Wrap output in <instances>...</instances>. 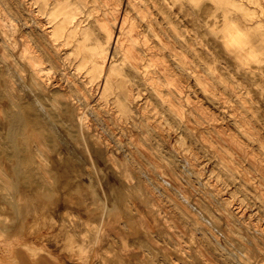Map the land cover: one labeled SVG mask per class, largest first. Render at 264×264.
<instances>
[{
    "label": "rangeland",
    "instance_id": "374dc122",
    "mask_svg": "<svg viewBox=\"0 0 264 264\" xmlns=\"http://www.w3.org/2000/svg\"><path fill=\"white\" fill-rule=\"evenodd\" d=\"M46 1L0 0V18L17 22L12 34L0 27V51L12 56L15 67L9 73L1 51L0 264H238L227 249L250 253L252 263L264 264V173L254 167L255 162L264 167V0H80L86 2L88 19L100 38L107 32L95 19L105 14L117 17L110 22L115 29L120 18L136 29L135 54L161 92L135 76L133 65L124 60L123 86L131 93L127 103L132 109L127 114L115 102L124 98L123 92L105 100L99 79L89 80L92 46L75 53L70 45H61L60 60L43 33L24 25L25 19L50 25ZM234 21L249 27L245 38L250 42L231 49L227 28ZM23 34L45 67L42 79L34 76L25 55ZM116 57L123 55L117 52ZM32 94H43L40 99L55 119L54 129L42 128V136L26 121L22 128L15 125L19 112H25L23 104L33 111ZM39 160L42 171L36 168ZM82 161L90 166L86 169ZM7 171L11 177L4 175ZM210 229L225 248L210 237Z\"/></svg>",
    "mask_w": 264,
    "mask_h": 264
},
{
    "label": "bare ground",
    "instance_id": "6f19581e",
    "mask_svg": "<svg viewBox=\"0 0 264 264\" xmlns=\"http://www.w3.org/2000/svg\"><path fill=\"white\" fill-rule=\"evenodd\" d=\"M12 2H14V0H11ZM22 1L23 0H19V3H22ZM120 1V0H119ZM2 2V1H1ZM137 3V2H136ZM105 4V3H104ZM263 4V3H262ZM45 5H47L45 8H44V11L47 13V15L49 16V23H50V25H47V23H44V22H41V21H39V20H36V19H25L24 20V25L25 26H27V27H31V28H34V29H38L41 33H43V35L45 36V39H47L50 43H51V49H53L56 53H59V55H57L56 56V58H62V54L60 53V48H61V45H70L72 48H73V50H72V52H75V53H79V51H78V49H81L82 47H88V46H92V47H90V49H93V51L90 53V55H89V57H91L90 58V63H91V65H90V67H88V70H89V80H91V81H93L94 79H99V81H100V84H99V86H100V90H101V93L100 94H102V97H104V99L105 100H108V97L111 95V94H116V95H119L120 96V94L119 93H124V98L122 97V98H120V97H117L116 98V100H115V102H117V105H118V108H119V110H120V112L121 113H123V114H127L128 112H130L132 109H131V106L127 103V101H128V99H129V97H130V95H131V93H130V91L127 89V87L125 88L124 86H123V83L125 82V76H126V73H125V68H124V62L125 61H128L129 63H131L132 65H133V73H134V75L135 76H137V77H139L142 81H144V82H147V83H150V84H152L153 85V88L157 91V92H161V91H159L158 90V88H157V86H156V82H157V80L156 79H154V77L149 73V71L147 70V69H143L141 66H140V64H139V58H138V55H136L135 54V50H134V48H135V45H136V42H137V37H136V35H135V33H136V29H135V27L133 26V25H126V22H127V20L125 19V18H120L119 19V24H118V26H117V28L115 29V28H113V26L112 25H110V22H112V23H114L116 20H117V17H112V16H110L109 14H105L104 16H102V17H97L96 19H95V21H96V23L102 28V29H105L106 30V32H107V35H106V37L104 38V39H102V38H100L99 36H97L96 34H94V28H93V22L90 20V19H88V16H90V13L87 11V8H85V6H87V4H86V2H83V1H75V2H73V1H71V0H53V1H50V0H48V1H46V4ZM137 5V4H136ZM162 5V4H161ZM163 5H164V3H163ZM125 6V5H124ZM212 8H214L213 6H212ZM26 9V8H25ZM128 9V8H127ZM192 9V8H191ZM135 12H137V11H135ZM14 13V12H13ZM108 13H110V11L108 12ZM115 13V12H114ZM23 14V13H22ZM86 15V17L84 18V15ZM123 14V13H122ZM137 14V13H136ZM23 16V15H22ZM120 16V15H119ZM118 16V17H119ZM25 17V16H24ZM120 17H123V16H120ZM38 18V17H37ZM133 19V18H132ZM196 19V18H195ZM199 20V19H198ZM21 21V20H20ZM19 22V21H18ZM131 22V21H130ZM157 24V23H156ZM23 25V24H22ZM201 25V24H200ZM0 27H2V29L4 30V32L6 33V34H9V31L11 32V34L12 33H14L15 31H16V29H17V22H16V18H14V17H11V19L10 20H8V21H5V19L4 18H0ZM6 27V29H4ZM22 27V26H21ZM26 27V28H27ZM19 28V27H18ZM28 29V28H27ZM199 31H200V29H199ZM248 31H249V27L247 28V26L245 27V26H240V25H237V24H235V21L234 22H232L231 24H229V26H228V28H227V32L229 33L228 34V36H229V38H228V40L226 41V45L227 46H229L231 49H232V47H235L237 44H239L240 46H242V44H244V45H246V44H249V40H247L246 38H245V36H247V35H249L248 34ZM17 32H18V30H17ZM35 34V33H34ZM18 35V34H17ZM191 35V34H190ZM10 36V35H9ZM36 36H38V35H36ZM5 37V36H4ZM24 40H22V42H23V45H24V49L27 51L26 52V56H27V58H28V60H29V62H30V64L32 65V67H33V73H34V76L35 77H38V78H41L42 79V71H44L45 70V67H43L42 65H41V63H42V61H41V59L39 58V56L35 53V50H33L32 49V47L29 45V44H27V41L25 40V35L23 34L22 36H21ZM17 38V37H16ZM4 39V38H3ZM17 39H19V38H17ZM127 41H130L131 43H129L128 45L126 44L127 43ZM21 42V41H20ZM7 43V42H6ZM8 44V46L9 47H16L17 46V44H9V43H7ZM20 44H22V43H20ZM2 45V44H1ZM44 45V44H43ZM7 46V47H8ZM5 47V46H4ZM22 47V46H21ZM209 47V46H208ZM199 48V47H198ZM10 49V48H9ZM200 49V48H199ZM76 50V51H75ZM201 50H202V48H201ZM1 51H3V50H1ZM0 51V52H1ZM25 52V51H24ZM117 52L118 53H121L122 55H123V58H118V57H116V55H117ZM202 52V51H201ZM237 52V54L239 53H241L240 51H236ZM2 53V56L4 57V59L6 60V63H7V65H8V68H9V73L11 72V71H15V67H14V60H12V56L9 54V53H7L6 52V50H4L3 52H1ZM0 53V54H1ZM28 53V54H27ZM252 53H254V51H252ZM83 55V54H82ZM47 56V55H46ZM54 56V55H53ZM86 56V55H85ZM48 57V56H47ZM18 59V58H17ZM239 59L242 61V62H246L247 60H248V58H242V57H239ZM44 60V59H43ZM61 60V59H60ZM125 60V61H124ZM19 61V60H18ZM169 61V60H168ZM46 62H47V60H46ZM1 63V62H0ZM25 63H26V61H25ZM47 63H49V62H47ZM62 63V62H61ZM89 63V62H88ZM16 64V63H15ZM50 64V63H49ZM63 64V63H62ZM22 65H23V63H22ZM25 66V65H24ZM27 66V65H26ZM5 67V66H4ZM19 67H20V65H19ZM21 69V68H20ZM6 70V69H5ZM4 70V71H5ZM26 70V69H25ZM17 72V71H16ZM20 73V72H19ZM30 73V72H29ZM21 74V73H20ZM60 74V73H59ZM1 75H2V73H1ZM22 75V74H21ZM21 75H19V76H21ZM63 75H65V74H63ZM62 75V76H63ZM30 76V75H29ZM9 77V76H8ZM207 77V76H206ZM3 78V77H2ZM56 78V77H55ZM66 78V77H65ZM208 78V77H207ZM206 78V79H207ZM18 79V78H17ZM22 79H23V76H22ZM25 79H26V77H25ZM25 79L23 80L24 82H25ZM138 80V79H137ZM18 81V80H17ZM20 81V80H19ZM32 81V80H31ZM133 81V80H132ZM15 82V81H14ZM30 82V81H29ZM135 82V81H134ZM3 83V82H2ZM13 83V82H12ZM17 83V82H16ZM20 84V83H19ZM21 84H22V82H21ZM3 85V84H2ZM16 85V84H15ZM45 85V84H44ZM19 86V85H18ZM41 86V85H40ZM138 86V85H137ZM4 87V86H3ZM24 87V86H23ZM141 87V86H140ZM14 88V87H13ZM22 88V87H21ZM58 88V87H57ZM77 88H78V85H77ZM15 89V88H14ZM28 89V88H27ZM30 89H31V87H30ZM49 89V88H48ZM62 90V89H61ZM60 90V91H61ZM65 90V89H64ZM143 90V89H142ZM1 91V90H0ZM16 92H17V90H15ZM27 91H29V89L27 90ZM51 91V90H50ZM50 91H48V92H50ZM63 91V90H62ZM68 91V90H67ZM22 92V91H21ZM32 92V91H31ZM35 92H39V91H35ZM42 92H44V91H42ZM28 93V92H27ZM40 93V92H39ZM38 93V94H39ZM55 93H57V91H56V89H55ZM1 94V93H0ZM17 94V93H16ZM29 94V93H28ZM67 94V93H66ZM32 95H34V94H32ZM40 95V94H39ZM43 95V94H42ZM42 95L40 96V97H42ZM24 96V95H23ZM35 96V97H34ZM34 96H32L33 97V102L32 103H34L33 105V111L27 106V104L25 105V104H23V108L25 109V112L23 113V115H22V113L21 112H19L20 113V115H22V117L19 115V116H17V118H16V126H22L21 125V122H23V121H26V122H28L27 124L29 125V124H32V126H34L37 130H39L40 131V133H38V136L39 135H41L42 133H41V131H42V128H45V129H54L53 128V125H54V122H52V119H54V118H52V115H49L48 114V110L46 109V107L44 106V104L42 103L43 101H41V99H40V97H37L36 95H34ZM58 96H60L61 97V95H57V97ZM63 96V95H62ZM99 96V95H98ZM27 97V96H26ZM45 97V96H44ZM46 97L48 98V96L46 95ZM54 97V96H53ZM70 97V96H69ZM56 98V97H55ZM54 98V99H55ZM59 98V97H58ZM62 98V97H61ZM71 98V97H70ZM75 98V97H74ZM29 99V98H28ZM45 99V98H44ZM63 99H64V97H63ZM66 99V98H65ZM64 99V100H65ZM72 99V98H71ZM22 100V99H21ZM30 100H31V97H30ZM70 100V99H69ZM68 100V101H69ZM7 101V100H6ZM26 101V100H25ZM44 101H46V99L44 100ZM49 101H50V99H49ZM71 101H73V100H71ZM3 104H4V102H2ZM26 103V102H25ZM31 103V102H30ZM31 103V104H32ZM72 103V102H71ZM47 104V103H46ZM53 104V103H52ZM51 104V105H52ZM96 104H98V103H96ZM21 105V104H20ZM30 105V104H29ZM70 105V104H69ZM72 105V104H71ZM137 105V104H136ZM16 106V105H15ZM48 106H50V104L48 105ZM74 106V105H73ZM72 106V107H73ZM85 106V105H84ZM0 107H1V105H0ZM62 107V106H61ZM71 107V106H70ZM90 107V106H89ZM50 108V107H49ZM81 108V107H80ZM63 109V108H62ZM82 109V108H81ZM64 110V109H63ZM73 110V109H72ZM78 110V109H77ZM18 111H20V110H18ZM18 111H17V113H18ZM53 111V110H52ZM62 111V110H61ZM66 111V110H65ZM73 112V111H72ZM81 112V111H80ZM88 112V111H87ZM110 112V111H109ZM18 113V114H19ZM58 113V112H57ZM99 113V112H98ZM108 113V112H107ZM53 114V113H52ZM54 114H56V113H54ZM72 114V113H71ZM83 114V113H82ZM62 115V114H61ZM73 115V114H72ZM93 115V114H92ZM113 115V114H112ZM51 116V117H50ZM70 116V115H69ZM68 116V117H69ZM74 116V115H73ZM75 116H77L76 114H75ZM90 116V115H89ZM115 116V115H114ZM94 117V116H93ZM100 117V116H99ZM23 118V119H22ZM52 118V119H51ZM58 118V117H57ZM92 118V117H91ZM95 118V117H94ZM115 118V117H114ZM70 119H72L71 117H70ZM81 119V118H80ZM97 119V118H96ZM14 120V119H13ZM22 120V121H21ZM83 120V119H82ZM54 121H55V119H54ZM63 121V120H62ZM62 121H59V122H62ZM77 121V120H76ZM71 122H72V120H71ZM89 123H90V121H88ZM98 122V121H97ZM69 123H70V121H69ZM78 123V122H77ZM82 123V122H81ZM55 124H57V123H55ZM71 124V123H70ZM73 124V123H72ZM99 124V123H98ZM121 124V123H120ZM100 125V124H99ZM55 126H57V125H55ZM59 126V125H58ZM72 126H74V125H72ZM81 126H83V125H81ZM120 126V125H119ZM102 127V126H101ZM110 127V126H109ZM108 127V128H109ZM20 128H22V127H20ZM57 128V127H56ZM59 128H61V127H59ZM59 128H57V129H59ZM63 128V127H62ZM61 128V129H62ZM141 128V127H140ZM16 129H17V127H16ZM66 129V128H65ZM68 129V128H67ZM79 129V128H78ZM90 128L88 127V130H89ZM122 129V128H121ZM124 129H126V128H124ZM80 130V129H79ZM99 130H100V128H99ZM18 131H20L19 130V128H18ZM77 131V130H76ZM89 131H91V130H89ZM130 131V130H129ZM85 132V131H84ZM145 132V131H144ZM17 133V132H16ZM19 133V132H18ZM56 133H59L58 132V130H56ZM76 133V132H75ZM82 133H83V131H82ZM33 134V133H32ZM44 134V133H43ZM60 134V133H59ZM64 134V133H63ZM66 134V133H65ZM67 134H69V133H67ZM83 134H85V133H83ZM88 134H90V133H88ZM91 134H92V131H91ZM102 134V133H101ZM106 134V133H105ZM55 135H58V134H55ZM61 135V134H60ZM87 135V134H86ZM108 135V134H107ZM42 136V135H41ZM59 136V135H58ZM66 136V135H65ZM64 136V137H65ZM98 136V135H97ZM97 136H94L95 138H97ZM63 137V136H62ZM67 137V136H66ZM85 137V136H84ZM227 137V136H226ZM14 138H16V136L14 137ZM42 138V139H41ZM40 139L41 140H44L43 139V137H41ZM70 138V137H69ZM91 138V137H90ZM100 138V137H99ZM108 138V137H107ZM228 138V137H227ZM39 139V140H40ZM49 139H50V137H49ZM48 139V140H49ZM62 140H63V138H61ZM61 139H59V140H61ZM66 139H68V138H66ZM136 139V138H135ZM226 139V138H225ZM54 140V139H53ZM61 140V141H62ZM77 140V139H76ZM84 140H86V138L84 139ZM100 140V139H99ZM1 141V140H0ZM51 141V140H50ZM67 141H69V140H67ZM71 141H74V140H71ZM87 141V140H86ZM109 141V140H108ZM136 141H137V139H136ZM135 141V142H136ZM231 141H232V139H231ZM2 142V141H1ZM43 142V141H42ZM45 142H47V141H45L44 140V144H45ZM56 142V141H55ZM54 142V143H55ZM65 142H66V140H65ZM64 142V143H65ZM77 142V141H76ZM85 142V141H84ZM83 142V143H84ZM88 142V141H87ZM91 142V141H90ZM94 142V141H93ZM92 142V143H93ZM99 142V141H98ZM4 143V142H3ZM28 143H29V141H28ZM31 143V142H30ZM39 143H41L40 141H39ZM63 143V144H64ZM103 143V142H102ZM138 143V142H137ZM2 144V143H1ZM37 144V143H36ZM67 143H65V145H66ZM74 144H76V143H74ZM74 144H72V145H74ZM80 144V143H79ZM86 144L87 143H85L84 145L86 146ZM91 144V143H90ZM89 144V145H90ZM95 144H96V142H95ZM114 144V143H113ZM116 144V143H115ZM2 145H4V144H2ZM1 145V146H2ZM39 145V144H38ZM41 145V144H40ZM43 145V144H42ZM55 145H57V143H55ZM69 145H70V143H69ZM69 145H67V146H65L66 148L69 146ZM88 145V146H89ZM92 145H94V144H92ZM99 145V144H98ZM102 145V144H101ZM103 145H104V143H103ZM136 145V144H135ZM5 146V145H4ZM60 146V145H59ZM100 146V145H99ZM6 147V146H5ZM44 147V146H43ZM71 147V146H70ZM70 147H69V149H70ZM76 147H78V144H77V146ZM98 146H96V148H97ZM102 147H104V146H102ZM101 147V148H102ZM110 147H111V144H110ZM46 148H47V146H46ZM45 147H44V149H46ZM58 148H60V147H58ZM75 148V147H74ZM79 148V147H78ZM87 147H85V149H86ZM91 148V147H90ZM89 148V149H90ZM92 148H95V147H92ZM91 148V149H92ZM100 148V149H101ZM112 148H113V145H112ZM8 149V148H7ZM53 149V148H52ZM56 149V148H55ZM65 149V148H64ZM68 149V148H67ZM69 149H68V153L70 152L69 151ZM77 149V148H76ZM81 149V148H80ZM79 149V150H80ZM88 149V150H89ZM110 149V148H109ZM114 149V148H113ZM116 149V148H115ZM51 150V149H50ZM58 150V149H57ZM74 151L73 152H76V151H79V150H75V149H73ZM83 150V149H82ZM140 150V149H139ZM142 150V149H141ZM63 151V150H62ZM84 151V150H83ZM83 151H81L82 153H83ZM90 151V150H89ZM95 151H97L96 149L94 150V152ZM101 151V150H100ZM107 150H106V148H105V152H106ZM113 151V150H112ZM121 151V150H120ZM143 151V150H142ZM1 152V151H0ZM10 152V151H9ZM43 152H45V151H43ZM50 152V151H49ZM64 152V151H63ZM66 152H67V150H66ZM86 152V151H85ZM92 152V151H91ZM98 152V151H97ZM104 152V151H103ZM116 152V151H115ZM145 151H143L142 152V154L144 153ZM147 152V151H146ZM8 153V152H7ZM67 153V154H68ZM89 153V152H88ZM111 153H113V152H111ZM118 153V152H117ZM10 154V153H9ZM11 154H12V152H11ZM22 154V153H21ZM66 154V153H65ZM64 154V155H65ZM90 154V153H89ZM92 154V153H91ZM94 154H96V153H94ZM94 154H93V156H94ZM115 154V153H114ZM145 154V153H144ZM149 154V153H148ZM20 155V154H19ZM75 155V154H74ZM83 155V154H82ZM60 156V155H59ZM58 156V157H59ZM87 156V158H88V155H86ZM85 156V157H86ZM93 156H92V158H93ZM97 156V155H96ZM105 156V155H104ZM73 157H75V156H73ZM72 157V158H73ZM76 157H78L77 155H76ZM101 157V156H100ZM106 157V156H105ZM105 157H103L104 159H105ZM118 157V156H117ZM0 158H1V155H0ZM51 158H53V157H51ZM63 158H65V157H63ZM84 158V157H83ZM81 159V160H84V159ZM91 158V159H92ZM95 158V157H94ZM93 158V159H94ZM102 158V159H103ZM108 158V157H107ZM115 158V157H114ZM122 158V157H121ZM124 158V157H123ZM123 158H122V160H123ZM2 159H4V158H2ZM2 159H1V161H2ZM39 159H40V156H39ZM62 159V158H61ZM74 159V158H73ZM80 159V158H79ZM78 159V160H79ZM92 159V160H93ZM97 159V162H98V159L99 158H96ZM95 159V160H96ZM101 160V161H105V160ZM54 160H56V159H54ZM66 160H67V158H66ZM69 160H71V158L69 159ZM115 160H117L116 158H115ZM128 160V159H127ZM5 161H6V159H5ZM75 161V160H74ZM153 161V160H152ZM71 162H73V161H71ZM77 162V161H76ZM97 162H95V164H97ZM108 161H106V163H107ZM45 163V162H44ZM63 163V162H62ZM69 163V162H68ZM85 163V162H84ZM84 163H83V161H82V165H84ZM89 164H90V162H88ZM105 163V162H104ZM110 163V162H109ZM124 163V162H123ZM122 163V164H123ZM42 161H37V164H36V168L38 169V170H41L42 171ZM53 164H58L57 163V161H56V163H53ZM74 164H75V162H74ZM79 164V163H78ZM77 164V165H78ZM94 164V165H95ZM101 164V163H100ZM114 164V163H113ZM47 165V164H46ZM56 165H53V166H56ZM63 165V164H62ZM99 165V164H98ZM104 166H105V164H103ZM116 165V164H115ZM127 165H128V163H127ZM81 166V165H80ZM85 166V165H84ZM84 166H82V167H84ZM90 166V165H89ZM89 166H87V167H89ZM92 166V165H91ZM100 166V165H99ZM153 166V165H152ZM17 167V166H16ZM81 167V168H82ZM86 167V166H85ZM85 167H84V171H85ZM87 167H86V169H87ZM109 167V166H108ZM122 167V166H121ZM123 167H126V165L125 166H123ZM128 167H130V166H128ZM254 167L255 168H257L258 170H261L263 173H264V167L263 166H259V164H256V162L254 163ZM47 168V167H46ZM56 168V167H55ZM95 168V167H94ZM97 168V167H96ZM95 168V169H96ZM115 168V167H114ZM132 168V167H131ZM1 169V168H0ZM8 169V168H7ZM6 169V170H7ZM18 169V168H17ZM16 169V170H17ZM44 169H45V167H44ZM59 169V168H58ZM103 169V168H102ZM112 169H113V167H112ZM133 169H135V168H132L131 170H133ZM61 170V169H60ZM70 170V169H69ZM89 170V169H88ZM130 170V169H129ZM185 170H188L187 168L185 169ZM184 170V171H185ZM2 171V170H1ZM87 171V170H86ZM99 171V170H98ZM97 171V172H98ZM106 171H107V169H106ZM117 171V170H116ZM134 171V170H133ZM69 172V171H68ZM72 172V171H71ZM90 172V171H89ZM99 172H101V171H99ZM97 173V174H100V173ZM123 172L125 173V171L123 170ZM129 172V171H128ZM192 172V171H191ZM4 173V175L5 176H7V177H9V175H10V173H9V171H7L6 173L5 172H3ZM47 173H49V172H47ZM70 173V172H69ZM94 173V172H93ZM92 173V174H93ZM104 173V172H103ZM115 173V172H114ZM13 174V173H12ZM44 174H46V173H44ZM63 174V173H62ZM61 173H60V177H63V176H61L62 175ZM118 174V173H117ZM80 175V174H79ZM101 175V174H100ZM105 175V174H104ZM116 175V174H115ZM48 176V175H47ZM70 176V175H69ZM92 176V175H91ZM119 176V175H118ZM118 176H117V178H118ZM123 176V175H122ZM130 176V175H129ZM128 176V177H129ZM10 177H11V175H10ZM44 177V176H43ZM65 177V176H64ZM64 177H63V180H64ZM75 177V176H74ZM94 177V176H93ZM93 177H92V180H93ZM97 177V176H96ZM105 178H106V176H104ZM161 177V176H160ZM50 178V177H49ZM69 178V180H70V177H67V179ZM72 178V177H71ZM79 178V177H78ZM78 178H77V181H78ZM81 178V177H80ZM86 178H87V176H86ZM85 178V179H86ZM113 178H114V176H113ZM116 178V179H117ZM122 178V177H121ZM178 178V177H177ZM65 179H66V177H65ZM74 179V178H73ZM82 179V178H81ZM88 179V178H87ZM86 179V180H87ZM131 179V178H130ZM15 181H16V179H14ZM61 180V179H60ZM80 180V179H79ZM102 180H103V178H102ZM110 181L112 180V179H109ZM122 180V179H121ZM165 180V179H164ZM12 182H13V180H11ZM66 181V180H65ZM71 181V180H70ZM73 181H75V180H73ZM90 181V180H89ZM117 181V180H116ZM135 181V180H134ZM167 181L171 184L172 183V181L171 180H168L167 179ZM67 182V181H66ZM66 182H64V181H62V183H66ZM69 182V181H68ZM79 182V181H78ZM112 182H113V180H112ZM112 182H111V184H112ZM115 182V181H114ZM124 182V181H123ZM131 182V181H130ZM60 183V182H59ZM71 183H75V182H71ZM116 183V182H115ZM119 183V182H118ZM117 183V184H118ZM120 183H121V181H120ZM126 183V182H125ZM128 183V182H127ZM133 183V182H132ZM8 184V183H7ZM12 184V183H11ZM10 184V186H12ZM54 184V183H53ZM69 183H67V186H71V185H73V184H70V185H68ZM93 184H94V181H93ZM102 184V183H101ZM122 184V183H121ZM134 184V183H133ZM78 185V184H77ZM85 185V184H84ZM95 185H96V183H95ZM98 185V184H97ZM128 185V184H127ZM23 186V185H22ZM55 186V185H54ZM59 186V185H58ZM67 186H64V187H67ZM76 186V185H75ZM74 186V187H75ZM100 186V185H99ZM98 186V187H99ZM106 186V185H105ZM108 186V185H107ZM111 186V185H110ZM113 186V185H112ZM120 185H118L117 187H119ZM129 186V185H128ZM136 186V185H135ZM135 186H134V188H135ZM174 186V185H173ZM19 187H20V185H19ZM48 186H46V188H47ZM138 187V186H137ZM248 187H249V185H248ZM7 188H9V187H7ZM6 188V189H7ZM36 188V187H35ZM50 188V187H49ZM54 188V187H53ZM55 188H57V187H55ZM54 188V189H55ZM62 188V187H61ZM72 188L73 187H71V190H72ZM99 188H101V186L99 187ZM122 188V187H121ZM14 189V188H13ZM16 189V188H15ZM65 189H68V188H65ZM96 189H97V186H96ZM106 189V188H105ZM108 189V188H107ZM127 189H129V188H127ZM177 189V188H176ZM233 189V188H232ZM19 190V189H18ZM98 190V189H97ZM138 190V189H137ZM174 190V189H173ZM21 191V190H20ZM20 191H18V192H20ZM23 191H24V189H23ZM48 191V190H47ZM55 191H58V190H55ZM110 191V190H109ZM113 191V190H112ZM125 191H126V189H125ZM183 191H186V190H183ZM11 192H13V193H15L14 192V190H12ZM39 192V191H38ZM58 192H61V191H58ZM71 192V191H70ZM77 192V191H76ZM102 192H103V190H102ZM128 192L130 193V191L128 190ZM132 192V191H131ZM133 192H135V191H133ZM138 192V191H137ZM136 192V193H137ZM177 192V191H176ZM2 193V192H1ZM17 193V192H16ZM15 193V194H16ZM21 193V192H20ZM23 193H25V192H23ZM29 193V192H28ZM99 193H100V191H99ZM122 193H123V188H122ZM126 193V192H125ZM135 193V194H136ZM182 193V192H181ZM56 194H57V192H56ZM60 194V193H59ZM63 194V193H62ZM70 194V193H69ZM74 194V193H73ZM102 194V193H101ZM124 194V193H123ZM140 194V193H139ZM10 195V194H9ZM8 195V196H9ZM24 195H26V194H24ZM31 195V194H30ZM29 195V196H30ZM46 195V194H45ZM48 195V194H47ZM46 195V196H47ZM65 195V194H64ZM63 195V196H64ZM72 195V194H71ZM70 195V196H71ZM113 195V194H112ZM118 195V194H117ZM125 195V194H124ZM133 195V194H132ZM184 195V194H183ZM15 196V195H14ZM18 196V195H17ZM44 196V195H43ZM59 196V195H58ZM69 196V198H71ZM25 197V196H24ZM33 197V196H32ZM40 197H42V195H40ZM49 197V196H48ZM67 197V196H66ZM73 197H75V196H73ZM103 197H104V195H103ZM118 197V196H117ZM125 197V196H124ZM137 197V196H136ZM134 198V199H136V200H138V198ZM182 197V196H181ZM13 198H15V197H13ZM26 198V197H25ZM31 198V197H30ZM44 198V197H43ZM51 198H54V197H52L51 196ZM50 198V199H51ZM140 198H141V195H140ZM183 198V197H182ZM186 198V197H185ZM32 199V198H31ZM34 199V198H33ZM57 199V198H56ZM58 199H59V197H58ZM57 199V200H58ZM75 199H77V198H75ZM133 199V198H132ZM221 199V198H220ZM9 200H11V199H9ZM9 200H7V201H9ZM43 200V199H42ZM49 200V199H48ZM53 200V199H52ZM56 200V201H57ZM68 200V199H67ZM107 200H108V197H107ZM123 200V199H122ZM135 200V201H136ZM217 200V199H216ZM14 201V200H13ZM32 201V200H31ZM50 201V200H49ZM49 201H46V202H49ZM79 201V200H78ZM128 201H130V200H128ZM29 202V201H28ZM27 202V203H28ZM34 202V201H33ZM51 202V201H50ZM49 202V203H50ZM53 202V201H52ZM59 203H61L60 201H58ZM25 203H26V201H25ZM55 203V202H54ZM75 203V202H74ZM106 203V202H105ZM108 203V202H107ZM130 203V202H129ZM141 203V202H140ZM220 203V202H219ZM36 204V203H35ZM48 204V203H47ZM47 204H44V206L46 205V206H48L49 207V205H47ZM52 204V203H51ZM58 203H56L55 205H57ZM62 204V203H61ZM68 204V203H67ZM67 204H64V205H67ZM72 204V203H71ZM76 204H77V202H76ZM76 204L74 205V206H76ZM111 204V203H110ZM185 204V203H184ZM189 204V203H188ZM7 205V204H6ZM11 205V204H10ZM30 205V204H29ZM41 205V204H40ZM221 205H222V207L223 208H227V204H226V202H222L221 201ZM33 206H34V204H33ZM45 206V207H46ZM51 207H52V205H50ZM63 206V205H62ZM68 206V205H67ZM141 206V205H140ZM23 207V206H22ZM45 207H42V210L45 208ZM48 207H47V209H48ZM55 207V206H54ZM59 207H61V206H59ZM73 207V206H72ZM138 207H139V205H138ZM12 208H13V206H12ZM31 208V207H30ZM37 208V207H36ZM75 208V207H74ZM122 208H123V206H122ZM140 208V207H139ZM143 208V207H142ZM142 208H140L141 209V211L142 210H145V209H142ZM5 209V208H4ZM24 209V208H23ZM33 209V208H32ZM53 209H55V208H53ZM52 208H51V210H49V211H52L53 210ZM63 209V208H62ZM79 209V208H78ZM7 210V209H6ZM5 210V211H6ZM80 210V209H79ZM82 210V209H81ZM80 210V211H81ZM22 211V210H21ZM45 211H47L46 209H45ZM61 211V210H60ZM20 212V211H19ZM23 212V211H22ZM41 212H43V214H44V210L43 211H41ZM55 212H56V209H55ZM104 212H106V211H104ZM2 213V212H1ZM25 213V212H24ZM49 213V212H48ZM63 213V216H64V211L62 212ZM69 213V212H68ZM77 213V212H76ZM127 213V212H126ZM194 213V212H193ZM192 213V214H193ZM23 214V213H22ZM82 214V213H81ZM132 214V213H131ZM40 215V214H39ZM46 215H49V214H46ZM56 214L54 213V216H55ZM62 215V214H61ZM194 215H195V213H194ZM50 216V215H49ZM53 216V215H52ZM69 216V215H68ZM82 216H83V214H82ZM104 216V215H103ZM127 216H130V214L128 215L127 214ZM126 216V217H127ZM197 216V215H196ZM200 216V215H199ZM40 218H41V215L39 216ZM44 217H45V215H44ZM67 217V216H66ZM70 217V216H69ZM69 217H68V219H69ZM7 218V217H6ZM14 218V217H13ZM23 218H24V216H23ZM26 218V217H25ZM32 218V217H31ZM46 218H49V217H46ZM52 218V217H51ZM61 218V217H60ZM84 218V217H83ZM86 218V217H85ZM105 218V217H104ZM159 218V217H158ZM204 218V217H203ZM243 218V217H242ZM50 219V218H49ZM67 219V220H68ZM206 219V218H205ZM208 219H211V218H208ZM1 220V219H0ZM2 220H5V216H4V219H2ZM38 220V219H37ZM51 220V219H50ZM200 220V219H199ZM203 220V219H202ZM10 221V220H9ZM8 221V223H10ZM34 221H35V219H34ZM39 221V220H38ZM51 221H53V220H51ZM131 221V220H130ZM212 221H214V220H212ZM217 221V220H216ZM37 222V221H36ZM35 222V223H36ZM46 222V221H45ZM49 222V221H48ZM153 222V221H152ZM204 222H206V221H204ZM18 223H20V222H18ZM35 223H34V225H35ZM42 223V222H41ZM41 223H39V224H41ZM55 223V222H54ZM68 223V222H67ZM130 223V222H129ZM128 223V224H129ZM131 223H133V222H131ZM235 223V222H234ZM37 224V223H36ZM212 224V223H211ZM45 225V224H44ZM50 225V224H49ZM78 225V224H77ZM100 225V224H99ZM216 226V224H213V226ZM17 226V225H16ZM40 226V225H39ZM56 226V225H55ZM58 226V225H57ZM61 226V225H60ZM60 226H59V228H60ZM211 226V225H210ZM212 226V227H213ZM51 227V226H50ZM53 227H54V225H53ZM65 227V226H64ZM206 227H207V225H206ZM46 228H47V226H46ZM66 228V227H65ZM29 229H30V227H29ZM43 229V228H42ZM64 229V228H63ZM154 229V228H153ZM65 230V229H64ZM216 230V229H215ZM50 231H51V229H50ZM72 231V230H71ZM217 231H218V229H217ZM30 232V231H29ZM38 232V231H37ZM101 233V232H100ZM209 234H210V237H212L215 241H217V243L221 246V247H223V248H225V246H224V244L219 240V238L216 236V234L214 233V231H212V229H210V232H208ZM37 234V233H36ZM27 235H29V234H27ZM32 235V234H31ZM80 235V234H79ZM149 235V234H148ZM34 236H36L35 235V233H34ZM150 236V235H149ZM51 237V236H50ZM221 238V237H220ZM51 239H52V237H51ZM79 240V239H78ZM94 240H95V237H94ZM47 241V240H46ZM80 241V240H79ZM96 241V240H95ZM130 241V240H129ZM97 242V241H96ZM27 243V242H26ZM26 243H24V245H26ZM120 244V243H119ZM29 245V244H28ZM51 245V244H50ZM118 245V244H117ZM131 245V244H130ZM110 246V245H109ZM136 246V245H135ZM232 246V245H231ZM25 247V246H24ZM28 247V246H27ZM30 247V246H29ZM95 247V246H94ZM218 247V246H217ZM111 248H113V247H111ZM120 248V247H119ZM233 248V247H232ZM110 249V248H109ZM114 249V248H113ZM226 249H227V247H226ZM120 250V249H119ZM235 251H236V249H234ZM227 251H228V253H230V255L231 256H233L235 259H236V261H237V263L238 264H255V263H252L251 262V258L249 257V255L248 254H250V253H244V254H242V253H235V251H231L230 249H227ZM121 252V251H120ZM132 252V251H131ZM240 252V251H239ZM247 252V251H246ZM15 254V253H14ZM137 254V253H136ZM139 254V253H138ZM46 257V256H45ZM179 257V256H178ZM254 257V256H253ZM15 259H16V257H15ZM96 259V258H95ZM34 260V259H33ZM66 260V259H65ZM169 261V260H168ZM255 261V260H254ZM260 262V261H259ZM149 263V262H148ZM176 263V262H175ZM264 263V262H263ZM115 264V263H114Z\"/></svg>",
    "mask_w": 264,
    "mask_h": 264
}]
</instances>
